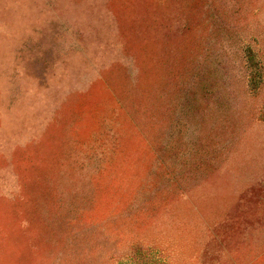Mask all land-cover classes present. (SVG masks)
I'll use <instances>...</instances> for the list:
<instances>
[{"label":"rangeland","instance_id":"374dc122","mask_svg":"<svg viewBox=\"0 0 264 264\" xmlns=\"http://www.w3.org/2000/svg\"><path fill=\"white\" fill-rule=\"evenodd\" d=\"M0 264H264V0H0Z\"/></svg>","mask_w":264,"mask_h":264},{"label":"trees","instance_id":"16d2710c","mask_svg":"<svg viewBox=\"0 0 264 264\" xmlns=\"http://www.w3.org/2000/svg\"><path fill=\"white\" fill-rule=\"evenodd\" d=\"M247 61L251 66H254L255 60L252 54L248 55ZM260 78H261L260 73H255V75L250 78L249 83L252 86V90H253L252 92H255L257 90L258 83L260 82Z\"/></svg>","mask_w":264,"mask_h":264}]
</instances>
